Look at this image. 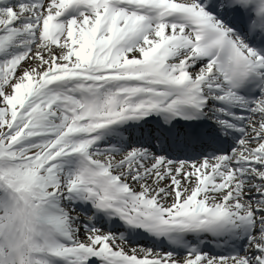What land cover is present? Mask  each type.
I'll list each match as a JSON object with an SVG mask.
<instances>
[{"label": "snow or ice", "instance_id": "1", "mask_svg": "<svg viewBox=\"0 0 264 264\" xmlns=\"http://www.w3.org/2000/svg\"><path fill=\"white\" fill-rule=\"evenodd\" d=\"M0 264H264V0H0Z\"/></svg>", "mask_w": 264, "mask_h": 264}]
</instances>
